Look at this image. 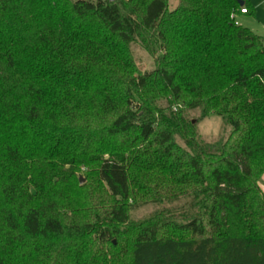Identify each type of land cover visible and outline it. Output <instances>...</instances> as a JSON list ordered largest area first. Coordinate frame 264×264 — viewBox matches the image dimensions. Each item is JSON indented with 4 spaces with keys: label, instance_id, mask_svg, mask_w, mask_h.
I'll use <instances>...</instances> for the list:
<instances>
[{
    "label": "trees",
    "instance_id": "obj_1",
    "mask_svg": "<svg viewBox=\"0 0 264 264\" xmlns=\"http://www.w3.org/2000/svg\"><path fill=\"white\" fill-rule=\"evenodd\" d=\"M241 1L0 0V264H264V35ZM214 114L231 129L207 141ZM147 201L172 205L132 219Z\"/></svg>",
    "mask_w": 264,
    "mask_h": 264
},
{
    "label": "rangeland",
    "instance_id": "obj_2",
    "mask_svg": "<svg viewBox=\"0 0 264 264\" xmlns=\"http://www.w3.org/2000/svg\"><path fill=\"white\" fill-rule=\"evenodd\" d=\"M249 1L254 5L256 13H238L236 21L241 25L243 24L250 27L257 33L259 32L264 35V0ZM178 3L179 0H169V8H175ZM133 50L136 61L138 62L139 67L142 71L150 70L155 67L156 62L154 61V56L150 52H148L142 45L134 43ZM191 114L193 117H198L200 115V110H194ZM198 122L199 133L207 141H214L220 136H227L231 129V125L226 124L223 121L222 117L218 114L201 118ZM77 173L80 180L81 178H83V181L86 180V174L83 171L79 170ZM260 183H264V173L260 179ZM130 203H132V200H130ZM170 205H172V202H165L160 204L158 202L152 201L141 202L140 204H138V206L132 209L130 215L132 219L138 220L153 214L156 209H161L163 208V206L169 207ZM92 237L90 240L92 243L91 249L93 251H96L97 254L106 253L109 256L113 254L116 248L112 247L109 242L104 243L103 241L99 240L96 235H93ZM113 241L114 244H118L119 249L125 244V241L121 240L118 237H114ZM123 253L124 249H121L119 255H122Z\"/></svg>",
    "mask_w": 264,
    "mask_h": 264
},
{
    "label": "built area",
    "instance_id": "obj_3",
    "mask_svg": "<svg viewBox=\"0 0 264 264\" xmlns=\"http://www.w3.org/2000/svg\"><path fill=\"white\" fill-rule=\"evenodd\" d=\"M240 11H241V12H244V13H245V12H248L247 9H246L245 7H242V9H241ZM237 15H238V13H236V12H233V13H232V17H234L235 19H236Z\"/></svg>",
    "mask_w": 264,
    "mask_h": 264
},
{
    "label": "crops",
    "instance_id": "obj_4",
    "mask_svg": "<svg viewBox=\"0 0 264 264\" xmlns=\"http://www.w3.org/2000/svg\"><path fill=\"white\" fill-rule=\"evenodd\" d=\"M245 13H247V12H245ZM259 183H260V181H259ZM260 185H261L262 189L264 190V183H260Z\"/></svg>",
    "mask_w": 264,
    "mask_h": 264
},
{
    "label": "water",
    "instance_id": "obj_5",
    "mask_svg": "<svg viewBox=\"0 0 264 264\" xmlns=\"http://www.w3.org/2000/svg\"><path fill=\"white\" fill-rule=\"evenodd\" d=\"M113 1V0H112ZM241 3H243V0L241 1ZM81 182H83V178H81V180H80Z\"/></svg>",
    "mask_w": 264,
    "mask_h": 264
}]
</instances>
